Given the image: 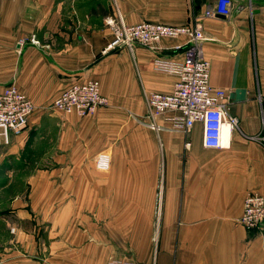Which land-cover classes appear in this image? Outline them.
I'll use <instances>...</instances> for the list:
<instances>
[{
  "label": "crops",
  "instance_id": "1",
  "mask_svg": "<svg viewBox=\"0 0 264 264\" xmlns=\"http://www.w3.org/2000/svg\"><path fill=\"white\" fill-rule=\"evenodd\" d=\"M217 1L0 0V90L14 85L33 105L24 133L0 144V179L10 157L33 170L0 212V264H264V226L239 223L245 197L264 194V0H231L228 17H206ZM111 16L201 30L210 86L228 94L238 122L227 148H204L200 123L179 131L175 112L148 116L146 95L176 80L150 62L184 60L186 39L103 54ZM88 79L105 107L44 111Z\"/></svg>",
  "mask_w": 264,
  "mask_h": 264
},
{
  "label": "built area",
  "instance_id": "2",
  "mask_svg": "<svg viewBox=\"0 0 264 264\" xmlns=\"http://www.w3.org/2000/svg\"><path fill=\"white\" fill-rule=\"evenodd\" d=\"M232 1L218 0L214 8L205 11L206 17L231 14ZM106 26L111 31L112 39L103 54L123 48L131 49L139 45L155 49L163 39H186L185 53L187 58L176 60L155 57L151 60L152 71L176 78L169 93L150 92L146 95L148 116L162 117L168 112H175L176 128L188 134L195 123L202 126V146L207 149H225L223 129L228 136L237 128V119L230 114L229 96L222 89L210 86V65L203 57L201 30L197 26L168 25L143 21L127 25L119 17H108ZM32 44H37L33 39ZM24 44L19 40L18 45ZM264 94V87L262 89ZM107 99L101 95L99 83L88 79L68 85L57 96L49 108L62 115L76 113L80 117L91 115L96 109L105 107ZM33 113V105L14 85L0 90V144L8 145L10 137L20 136L28 127V119ZM154 127L153 123L150 124ZM189 143H186V147ZM240 225L248 232L261 230L264 226V194L250 193L243 201ZM106 264H136L128 258L112 259Z\"/></svg>",
  "mask_w": 264,
  "mask_h": 264
},
{
  "label": "rangeland",
  "instance_id": "3",
  "mask_svg": "<svg viewBox=\"0 0 264 264\" xmlns=\"http://www.w3.org/2000/svg\"><path fill=\"white\" fill-rule=\"evenodd\" d=\"M51 107V105L49 106V104H47V106L44 107V111L46 113H50V112H53L52 110H50L49 108ZM53 136L55 137V135L53 134ZM53 137V139H55ZM32 153V152H31ZM29 154L26 156L25 159L27 160H37L38 157H40L39 153H32V154ZM24 156V155H22ZM15 157H10L9 159V163H5V165L2 167L1 169V173L3 174V179H0L2 181L0 182H4V183H7L9 182L10 183V186L6 189H4L3 193L1 192L0 193V212L1 210H4L5 209V201H7L8 197H11L13 196L16 192H18V189L20 191H23L26 190V185L24 184V179H25V175L29 174V172L33 171L32 169H28V170H25L24 173L21 171L22 169L21 168V165H22V160L24 159H20V163L17 164L16 163V159H14ZM17 172H20L22 174H17ZM8 173V175H7ZM10 173H13V174H10ZM3 203V204H2ZM126 258V257H124Z\"/></svg>",
  "mask_w": 264,
  "mask_h": 264
},
{
  "label": "bare ground",
  "instance_id": "4",
  "mask_svg": "<svg viewBox=\"0 0 264 264\" xmlns=\"http://www.w3.org/2000/svg\"><path fill=\"white\" fill-rule=\"evenodd\" d=\"M222 133H223V140H224V142H227L228 130H227L226 127L223 129V132Z\"/></svg>",
  "mask_w": 264,
  "mask_h": 264
}]
</instances>
